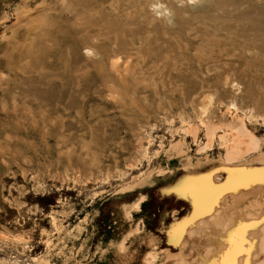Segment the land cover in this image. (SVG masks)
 Wrapping results in <instances>:
<instances>
[{
	"label": "rangeland",
	"instance_id": "1",
	"mask_svg": "<svg viewBox=\"0 0 264 264\" xmlns=\"http://www.w3.org/2000/svg\"><path fill=\"white\" fill-rule=\"evenodd\" d=\"M263 126L264 0H0V264H69L80 259L87 232L93 252L135 222L143 246L135 241L116 262L157 264L149 249L160 244L174 257L187 233L172 245L164 229L169 212L188 206L163 190L183 169L146 191L116 196L119 188L158 168L161 152L181 140L190 157L213 155L200 184L215 210L233 192L264 183V163L240 166L247 154L227 162L219 137L249 141L250 131L263 148ZM226 162L237 170H224ZM263 195L253 191L237 207L248 217L240 223L246 239L226 263H264ZM146 196L128 221L117 217L115 201ZM87 216V231L75 237ZM112 253L85 261L117 264ZM187 253L170 259L189 262Z\"/></svg>",
	"mask_w": 264,
	"mask_h": 264
},
{
	"label": "bare ground",
	"instance_id": "2",
	"mask_svg": "<svg viewBox=\"0 0 264 264\" xmlns=\"http://www.w3.org/2000/svg\"><path fill=\"white\" fill-rule=\"evenodd\" d=\"M229 132H232V131H229ZM247 133L249 134L248 135L249 136V141H247V140H245V138H243L244 141H247V143L242 141L241 140L242 138L241 139L230 138V140L233 139V141H231V143H227L226 138H220L219 137L220 144L223 146L224 150L226 151L225 159H226L227 162H230L232 160H234V161L239 160L240 158L243 157L244 154H247V155H244L246 157H243L244 162L240 166H242L243 164H246V163L249 164L250 162H253V164L257 163V162H263L264 163V147L260 148V144L258 142V139L255 137V135L252 132L249 131ZM210 137H211L209 139L210 141H208L207 144H205V146L202 147L203 149H200V151L202 153H203V150L205 152V149H207V148L209 149L212 146V141H213L214 137H212V136H210ZM236 137H238V136H236ZM244 144H246L247 149L242 147V146H245ZM253 151L256 152V154H260V155L252 156L254 154ZM250 152H251V154H250ZM184 153H186V152H185V149L183 148V141L180 140V141H177V142H175L173 144L171 143L170 145H168L161 152V155L163 157V162H161V164L157 166L158 168L146 173V175L142 179H140L139 181H137L135 183H132V184L130 182V185L124 186L123 188H119V191H121V192H119L118 194H116L117 193L116 192L115 194H116V196L117 195H123V197H124L127 194H129V193H131V192H133L135 190L142 189V187L146 191L147 188H152V187L156 186L158 183H160V181H164V179L166 180V182L167 181L171 182L173 180L172 177L174 175V172H177L178 169H183L182 172H184V173L182 174V176L180 178V181H178L175 185H173L174 184L173 182L170 183L169 184L170 189H168V190L166 189V190H163V191H164L165 194L173 195L174 200H175L174 203H176V201L178 203V204L176 203V206H178L179 204L182 205L183 203L186 202V204L188 206V210L183 211L180 207H176V209H177L176 212H174V213L169 212L173 219L169 223L168 227H166L164 229L163 235L165 237V240H166V236H167L169 241H170V242H168L169 244L174 245L173 242H177V244H178V241L180 242L179 238H181L182 235H184L185 232L187 233L183 237V244L181 243L182 241L180 242L182 244L181 250L186 252V253L190 252L191 253V258L192 257H194V258H192V259L190 258L191 261H189V262L185 261L184 258L187 256V254L189 255V253H187L186 255L182 253L183 257L184 256L185 257L184 258L180 257L181 259L177 258L178 260H181V261H179L180 263L178 262L176 264H193V263H197L198 264L200 261H203V260L207 261V260H205L207 258L209 259L208 260L209 262L208 261L204 262V263L202 262L203 264H225L226 261H225V259L222 258V257H224V255L229 254L233 250H239V251L241 250V251H243L242 248L240 247V245L244 241V237L245 236H244L243 232H242L243 234H241L242 230H240L241 229L240 227H241L242 224H240V223L242 221L247 220L248 217L245 216V213H241V211L239 212L237 207L239 205H242L243 203L244 204L246 203V200L248 199L247 197L249 196V193H251L253 191H258V190L264 191V183L263 184H256L255 183V185H254V183H252L254 186L251 185L250 186L251 188L249 187V188L243 189V190H241L239 192L238 191L237 192L236 191L233 192L232 194H234V195L233 196L232 195L229 196L228 201H226L225 204H223L221 207H218L217 209L213 210V205L210 203V199L207 200L208 199V196L206 195L207 194L206 193L207 189H205L202 186V184H200L201 180L204 179L203 175H202L204 172H202V171H204L207 168L206 167L207 164H209V166H210V164L212 162H214L213 158H212L213 155H212V157L210 156V154L204 155L206 157L205 158L206 162H202V157H200L201 159L198 158V157L194 158V157H190V156H188L187 154H184ZM157 154L159 155V152H157ZM183 156L186 157L185 158V162L178 163L179 162L178 159L180 157H183ZM227 162L224 163L223 165H221V166H225V165L228 166V167H223L224 170L225 169L227 170V168H228L227 172H230V171H233V170H237L238 164L237 165H228ZM255 165H258V164H255ZM209 166H208L207 169H209ZM213 166L217 167L216 165H213ZM246 166L247 165H245V167ZM250 167H252V165ZM219 168H221V167H219ZM249 170H250V168H249ZM261 170L259 169L260 172H261ZM259 171H258V173H259ZM256 173H254V174H256ZM205 174H207V173H205ZM254 174H253V176H254ZM238 175H239V173H238ZM259 175H260V173H259ZM262 175H264V174H262ZM233 176H236V175L234 174ZM249 176H248V178H249ZM261 177H259V178H261ZM227 178L228 177L226 176V179ZM233 179L234 178H232L231 180L233 181ZM253 181H255V180H253ZM243 182L245 183V181H243ZM240 183H242V182H240ZM248 185H250V184H248ZM209 187H211V186H209ZM225 189H227V188H225ZM141 195L139 197H141ZM113 196H115V195L112 194L111 197L110 196H106L104 198L110 199V198H113ZM147 196H149V194H147ZM147 196H146V198H142V199L138 197V198L130 200L128 202H124L125 200H124L123 197L121 198L123 200V202L122 201L120 202L119 200H117V201H119V203H117V201H115V204L113 205V207H115V211H116L117 217L118 218H122L123 217V219L125 221L126 220L128 221L130 218H132L134 216L132 214V213H134V211L140 210L138 206L142 205V203L145 202L149 198ZM253 196H254V194H253ZM262 197H264V195ZM262 197H260V199L258 201H256V200H254V201L260 202L262 200ZM175 198H177V199H175ZM137 200H141V201L139 203L137 202L136 204H134ZM130 202H133V205H131ZM129 203H130V205H128ZM226 207L228 208L227 210L232 211V212H229L230 213L229 215H228V213H225L226 210L224 211V209ZM178 212H179L180 215L178 214ZM96 213H99V211H97V209H96ZM183 213H185V214H183ZM222 213L226 214V215L223 214L224 216L222 217V219L225 218L226 220L224 219L222 221V219L219 217L220 214H222ZM165 215H166V213L162 216L163 217L162 219H164ZM93 216H94V214H93ZM189 217L190 218L191 217L192 218H196V221L192 220V221H195V223L193 222L194 225H192V226H190L192 222L190 223L189 226H187V224H186V222L188 223V221H186V220H188ZM218 217L220 218L221 221L218 220ZM88 218H89V216L85 217V219L81 220L78 224L75 225V227L73 228L74 231L76 232L75 233V237L81 236L85 231H87L86 228H87V225H88ZM91 219H92V221L94 220V218H91ZM243 219H245V220H243ZM199 224L202 225V226H199ZM243 224L250 225L251 223L250 222H245ZM135 225H137V228L135 230L133 229L134 231L132 233H130L132 231V230H130V228L132 226H135ZM139 225H140V223H138V222L131 223L130 226H129V229L126 230L127 231L126 235L125 234L122 235L123 237H122L121 240H120V238L114 237L113 239H110L107 243H105V241L99 242L97 245H95L96 247H95L93 252L89 251L90 250L89 248H90V244H91V241L93 239L94 233L89 231V232H87L85 234V237L83 238V241H82L80 247L77 250L78 251V256L80 257V259H76L75 256L72 255V257H71L72 259L70 258L67 261L69 262V264H91L90 262H86L85 260L87 259V260L91 261L94 258H96L97 256H104L106 254L111 253V251H113L114 254H116V253H120L121 254L122 251L127 252V251L130 250V247H132L133 243L135 244V241L138 242V240H139L138 237L140 236V234L141 235L143 234V233H140L141 231H143V228L141 229V226H139ZM183 228H188V229L185 231V229H183ZM246 228H248V227H246ZM248 230H249V228H248ZM146 233L148 234V232H145V234ZM150 233H151V231L149 232V235H150ZM152 233H151V235H152ZM217 233H219V234L216 235ZM221 233L223 234V236H222ZM158 236L159 235H157V238H158ZM217 236L218 237L222 236V238L219 240V239H217ZM129 237L132 240L131 243H126L125 244L126 239L129 238ZM142 237H143V235H142ZM236 239H237V241L241 240L239 243H236L237 247L233 243V242H235L234 240H236ZM245 239H246V237H245ZM257 239H259V238H257ZM142 240L143 239L139 240L141 242V244H140L141 246H143ZM156 240H159V239H156ZM248 241H250V240H248ZM155 243H158V241L155 242ZM160 245H158L157 248H154V245H152V247H150V249H149V250L153 251V255H151V258L154 257L155 255H159L160 260L158 261L157 264H174V261L175 262L178 261L176 259L175 260L173 259L174 261L170 259L172 257L171 252H173V251L170 252L169 250H167L168 248L166 250H164L163 249L164 247L159 248ZM224 245H226V246L224 247ZM177 246H179V245H177ZM220 246H223L224 248L220 247ZM263 247H264V245H263ZM115 250L117 252H115ZM170 250H171V248H170ZM227 250H229V252H225ZM180 251H179V254H180ZM215 251H216V253H215ZM133 252H134V250L132 251V253ZM246 252H248V251L245 250V253ZM175 253L176 252H174L173 254H175ZM179 254H175V255H179ZM210 254L213 255L212 258H210L212 256V255L210 256ZM234 254H235V252H234ZM241 254H242V252H241ZM76 255H77V253H76ZM175 255L172 258H175ZM238 255H239V253H238ZM116 256H117V254L114 255L115 263L121 264L119 261L116 262V260H115ZM180 256H181V254H180ZM182 259H184V260H182ZM226 260H227L226 264H231L233 262L231 260H228L227 258H226ZM184 262H187V263H184ZM96 264H98V263H96Z\"/></svg>",
	"mask_w": 264,
	"mask_h": 264
}]
</instances>
